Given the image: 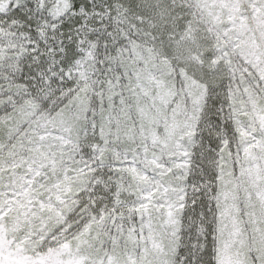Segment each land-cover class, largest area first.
<instances>
[{"label": "snow or ice", "instance_id": "obj_1", "mask_svg": "<svg viewBox=\"0 0 264 264\" xmlns=\"http://www.w3.org/2000/svg\"><path fill=\"white\" fill-rule=\"evenodd\" d=\"M0 264H264V0H0Z\"/></svg>", "mask_w": 264, "mask_h": 264}]
</instances>
